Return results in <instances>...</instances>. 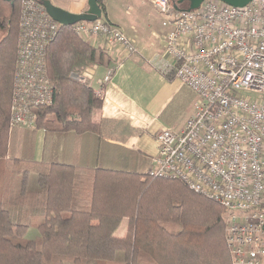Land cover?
<instances>
[{"label":"trees","instance_id":"1","mask_svg":"<svg viewBox=\"0 0 264 264\" xmlns=\"http://www.w3.org/2000/svg\"><path fill=\"white\" fill-rule=\"evenodd\" d=\"M20 13L21 0H0V264H231L227 210L181 180L9 157ZM94 66L114 68L104 49L61 26L47 53L54 103L36 110L38 129L101 132L102 101L85 77Z\"/></svg>","mask_w":264,"mask_h":264},{"label":"built area","instance_id":"2","mask_svg":"<svg viewBox=\"0 0 264 264\" xmlns=\"http://www.w3.org/2000/svg\"><path fill=\"white\" fill-rule=\"evenodd\" d=\"M152 5L167 16L164 49L175 76L198 99L181 131L157 134L148 174L181 180L222 205L231 264H264V0L243 8L206 0L192 11L175 10L170 0ZM60 28L40 0H21L10 131L35 128L36 110L54 103L47 53ZM73 29L105 51L116 45L138 53L103 19ZM114 72L107 69L102 86ZM95 95L102 99L104 90Z\"/></svg>","mask_w":264,"mask_h":264},{"label":"crops","instance_id":"3","mask_svg":"<svg viewBox=\"0 0 264 264\" xmlns=\"http://www.w3.org/2000/svg\"><path fill=\"white\" fill-rule=\"evenodd\" d=\"M50 1L77 15L89 9V0ZM104 2L106 21L122 30L138 53L129 56L116 45L106 50L115 72L104 86L102 81L108 67L94 66L88 70L89 78H86L94 92L104 90L102 107L94 114V121L101 123V132L15 129L11 131L9 157L113 170L121 168L122 163L125 166L122 171L147 174L151 160L158 153L157 134L166 128L176 132L183 129L171 126V121H175L172 104L183 85L174 75L173 62L164 49L169 28L163 27L159 36L151 24L155 22L154 14L148 10L152 0ZM127 223V220L123 222L118 236L126 235Z\"/></svg>","mask_w":264,"mask_h":264},{"label":"water","instance_id":"4","mask_svg":"<svg viewBox=\"0 0 264 264\" xmlns=\"http://www.w3.org/2000/svg\"><path fill=\"white\" fill-rule=\"evenodd\" d=\"M12 2L14 0H5ZM189 2V8L187 10H197L206 0H179L178 3H173L175 10H181L179 5L184 2ZM229 6L243 8L249 5L253 0H218ZM42 5L46 9L47 13L61 26H73L79 22H95L103 18V11L98 4V0H89L88 5L89 9L81 14L70 13L60 7L55 6L50 0H41ZM73 78L78 79V75H72ZM81 80H84V77H81Z\"/></svg>","mask_w":264,"mask_h":264},{"label":"rangeland","instance_id":"5","mask_svg":"<svg viewBox=\"0 0 264 264\" xmlns=\"http://www.w3.org/2000/svg\"><path fill=\"white\" fill-rule=\"evenodd\" d=\"M171 1H173V0H171ZM152 6L150 5L148 8V10L150 12H152L155 16V22H153L151 24L158 31L157 33L160 36L162 34L161 30H163L162 23L164 20L167 19V16L165 14L161 13L160 11H158L156 8H154V6L153 7ZM182 7L186 8V4H183ZM103 19L106 20V17L103 16ZM174 75H175V72H174ZM85 77L89 78L88 73L85 75ZM197 99H198L197 96L189 88H187L186 86L183 85L182 90L180 91V93L176 97L174 103L172 104V113H173V115H175V121L174 120L171 121V126L173 127V129L184 128L186 122L191 117L194 116L195 111H196ZM11 153H13V152L11 151ZM120 166H121V168L117 167L118 168L117 170H123V168H125V166L122 165V163L120 164ZM114 168L116 169V165ZM225 217L227 220L228 215H226ZM37 236H38L37 231L35 229H32L29 232L28 238L29 239H35Z\"/></svg>","mask_w":264,"mask_h":264},{"label":"bare ground","instance_id":"6","mask_svg":"<svg viewBox=\"0 0 264 264\" xmlns=\"http://www.w3.org/2000/svg\"><path fill=\"white\" fill-rule=\"evenodd\" d=\"M36 128V127H35ZM149 175V174H148Z\"/></svg>","mask_w":264,"mask_h":264}]
</instances>
